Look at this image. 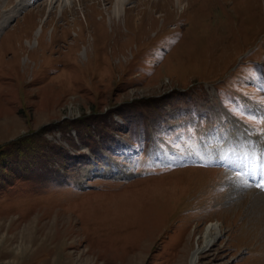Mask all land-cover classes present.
<instances>
[{"label":"rangeland","instance_id":"rangeland-1","mask_svg":"<svg viewBox=\"0 0 264 264\" xmlns=\"http://www.w3.org/2000/svg\"><path fill=\"white\" fill-rule=\"evenodd\" d=\"M63 1L0 0V264H264V0Z\"/></svg>","mask_w":264,"mask_h":264},{"label":"bare ground","instance_id":"bare-ground-1","mask_svg":"<svg viewBox=\"0 0 264 264\" xmlns=\"http://www.w3.org/2000/svg\"><path fill=\"white\" fill-rule=\"evenodd\" d=\"M64 1H65V3H70L71 0H64ZM25 2H24L25 3L24 4V9L26 8V5L28 6V4H31L32 2H34V0H25ZM124 2H125V0H115L113 13L116 16H118L120 12L125 13L124 14V19H125L126 16H130V15L126 14L127 10H132L135 6L131 7V9L128 8L126 10L124 8V10H123L122 6L124 5ZM29 10L30 9H28V11ZM20 11L21 10H18L17 12L12 14V16H14V17L19 16V14H21ZM32 12L33 11H30V12H28L25 15L32 14ZM4 25H5V23L2 25V27ZM42 29H43V25H41V23H39L34 29V35L38 36V34H39V36H40V33L42 32ZM238 143H240V141H238L236 139H233V140L229 139V140H227L225 142V148L223 149V152L220 153V157H219V159L222 160L221 164H224L228 169L235 170L237 168L238 169H243L242 167L247 166L248 163H249V165L252 167V169L251 170L249 169V171L253 172L252 174L250 173V175L252 176L254 174V172L259 173L260 170H261V169H259V167L262 168L263 167V163H258L257 164L255 161H252L250 158H248L247 153H248L249 149H247L246 147L240 148L241 146L238 147L237 146ZM223 155H225V157ZM260 157L264 160L263 156H260ZM174 162H175V160H174ZM177 162L178 163H182V161H180V160H178ZM239 179L241 181L244 180L243 177H240ZM219 228H220V223L218 221H216L214 223H210V224L205 226L202 234L199 237V238H201L202 243L201 244L196 243V246H195L196 249L190 253V256H189V259H188V263L189 264H197L200 253H203L205 250H207L213 244V242H214V240H215V238L217 236V233L219 231Z\"/></svg>","mask_w":264,"mask_h":264},{"label":"trees","instance_id":"trees-1","mask_svg":"<svg viewBox=\"0 0 264 264\" xmlns=\"http://www.w3.org/2000/svg\"><path fill=\"white\" fill-rule=\"evenodd\" d=\"M247 60V59H246ZM248 62H246V61H242V63L241 64H239L238 66H237V71H239V70H242V69H249V68H247V67H245V65L247 64ZM254 65V64H253ZM232 73H234V72H232ZM223 77V76H222ZM224 85H226V82L223 84V86ZM131 104H128V105H126V106H130ZM133 106L132 107H129V108H124L125 110H129V111H138V110H140V109H142L144 106H145V104H144V102L143 103H141V101H139V102H137L135 105L134 104H132ZM120 110H123V109H120ZM112 113H114V112H112ZM94 115V114H93ZM92 120V119H91ZM77 121V120H76ZM106 141H107V139H103V142L104 143H106Z\"/></svg>","mask_w":264,"mask_h":264},{"label":"snow or ice","instance_id":"snow-or-ice-1","mask_svg":"<svg viewBox=\"0 0 264 264\" xmlns=\"http://www.w3.org/2000/svg\"><path fill=\"white\" fill-rule=\"evenodd\" d=\"M260 186H262V185H258V187H260Z\"/></svg>","mask_w":264,"mask_h":264}]
</instances>
